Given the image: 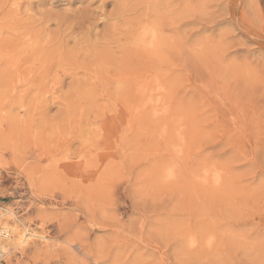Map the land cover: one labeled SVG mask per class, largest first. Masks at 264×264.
Here are the masks:
<instances>
[{
	"label": "rangeland",
	"instance_id": "rangeland-1",
	"mask_svg": "<svg viewBox=\"0 0 264 264\" xmlns=\"http://www.w3.org/2000/svg\"><path fill=\"white\" fill-rule=\"evenodd\" d=\"M0 207V264H264V0H0Z\"/></svg>",
	"mask_w": 264,
	"mask_h": 264
},
{
	"label": "bare ground",
	"instance_id": "bare-ground-1",
	"mask_svg": "<svg viewBox=\"0 0 264 264\" xmlns=\"http://www.w3.org/2000/svg\"><path fill=\"white\" fill-rule=\"evenodd\" d=\"M156 42H158V41H156ZM6 51H7V49H6ZM141 52H142V50H141ZM154 90L156 91V89H154ZM140 95H142V94H140ZM154 95H155V93L153 92V94H149L148 96H146L147 99L145 100L146 102H144V103H150V106H151V103H153L155 101ZM131 101H133V99ZM152 106H153V104H152ZM0 227H1L2 231L4 232L3 237H1L2 239L0 240V250L3 253H5V252L9 253L11 250H15L17 248L19 249L20 247H21V249H23V246L27 243L28 238L29 237L31 238V236H34L33 231L32 232L29 231L27 229L26 225L22 222V220L19 219L15 214H13L8 209H4L2 211V213H0ZM40 237L43 238L44 236L42 235Z\"/></svg>",
	"mask_w": 264,
	"mask_h": 264
},
{
	"label": "built area",
	"instance_id": "built-area-1",
	"mask_svg": "<svg viewBox=\"0 0 264 264\" xmlns=\"http://www.w3.org/2000/svg\"><path fill=\"white\" fill-rule=\"evenodd\" d=\"M2 208L0 207V210H1ZM3 231H2V229H1V227H0V240L2 239L1 237H3ZM3 252L0 250V259H1V257L3 256Z\"/></svg>",
	"mask_w": 264,
	"mask_h": 264
}]
</instances>
